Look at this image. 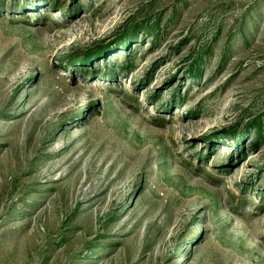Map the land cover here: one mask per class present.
<instances>
[{
  "label": "rangeland",
  "instance_id": "obj_1",
  "mask_svg": "<svg viewBox=\"0 0 264 264\" xmlns=\"http://www.w3.org/2000/svg\"><path fill=\"white\" fill-rule=\"evenodd\" d=\"M0 264H264V0H0Z\"/></svg>",
  "mask_w": 264,
  "mask_h": 264
}]
</instances>
